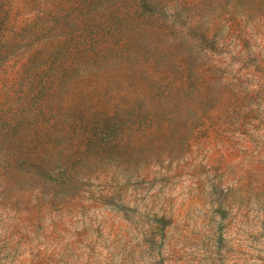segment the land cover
<instances>
[{
	"label": "rangeland",
	"instance_id": "rangeland-1",
	"mask_svg": "<svg viewBox=\"0 0 264 264\" xmlns=\"http://www.w3.org/2000/svg\"><path fill=\"white\" fill-rule=\"evenodd\" d=\"M0 264H264V0H0Z\"/></svg>",
	"mask_w": 264,
	"mask_h": 264
}]
</instances>
